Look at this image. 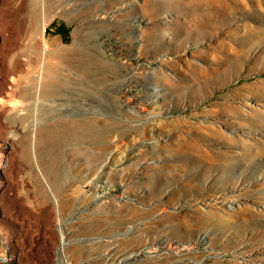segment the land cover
Here are the masks:
<instances>
[{"label": "rangeland", "instance_id": "rangeland-1", "mask_svg": "<svg viewBox=\"0 0 264 264\" xmlns=\"http://www.w3.org/2000/svg\"><path fill=\"white\" fill-rule=\"evenodd\" d=\"M0 264H264V0H0Z\"/></svg>", "mask_w": 264, "mask_h": 264}, {"label": "bare ground", "instance_id": "bare-ground-1", "mask_svg": "<svg viewBox=\"0 0 264 264\" xmlns=\"http://www.w3.org/2000/svg\"><path fill=\"white\" fill-rule=\"evenodd\" d=\"M45 25L46 22L43 20L42 23V32H44L45 30ZM84 58L83 56H80L77 58V60L72 59L71 62H69L70 66H72L73 68H77V69H83L85 70L88 63H84ZM57 69L55 67H50L49 71H48V75L47 78L49 79V82L52 84H45L46 86V91L44 92V96L45 97H49V96H54L57 94L58 90H59V82L60 80L56 78V74H57ZM58 80V81H57ZM96 127L92 126V125H88L86 127H80V126H76L74 128H69L67 126L64 125H59L57 127H55L52 131H51V135H48V139L50 140V142H52L53 140L55 141V144H57V146H62L64 144L70 143L72 141L75 140H80L81 136L82 138H87L89 140V138L92 136H87V131L89 132H95L96 131ZM50 131V130H49ZM71 132V133H69ZM82 133L79 135H75L76 133ZM99 136H92V140L98 138ZM43 144V139L42 136H40L38 138V145ZM93 158V156H91ZM99 160V158H93L92 161L97 162ZM43 165H44V172L46 173V175L52 179V183L57 185V181L59 180V178L57 177L58 175V170L60 167V155L57 156H53L51 157L49 160H44L43 161Z\"/></svg>", "mask_w": 264, "mask_h": 264}]
</instances>
